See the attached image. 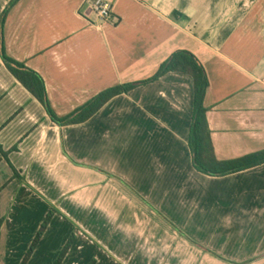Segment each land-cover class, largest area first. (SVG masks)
<instances>
[{"label":"crops","instance_id":"crops-1","mask_svg":"<svg viewBox=\"0 0 264 264\" xmlns=\"http://www.w3.org/2000/svg\"><path fill=\"white\" fill-rule=\"evenodd\" d=\"M11 1L0 0V17ZM89 3L18 0L5 18L6 53L40 74L58 116L187 50L209 81L217 158L264 149V0H112L108 21ZM193 96L190 75L168 72L60 126L0 52V264L21 263L50 211L27 264H54L71 234L62 264H120L141 241L152 254L137 227L145 233L153 220L157 242L177 243L170 262L189 258L184 245L202 264H264V163L198 171L188 142ZM213 181L226 186L208 191ZM150 255L134 258L158 261Z\"/></svg>","mask_w":264,"mask_h":264},{"label":"trees","instance_id":"trees-1","mask_svg":"<svg viewBox=\"0 0 264 264\" xmlns=\"http://www.w3.org/2000/svg\"><path fill=\"white\" fill-rule=\"evenodd\" d=\"M17 1L18 0H12L8 8L3 11L0 17L1 57L8 70L42 103L50 119L56 124L63 126L85 122L114 96L127 93L139 85L153 82L168 72H182L192 77L194 85L193 112L188 137L189 147L192 152L193 166L198 171L205 174L222 176L264 163V149L234 159L222 160L217 158L207 118L208 108L204 105L209 81L202 64L194 54L187 50H176L173 52L151 77L137 82L125 83L106 88L70 114L63 117L58 116L51 106L44 80L40 74L33 69L28 68L23 62L10 57L6 53L3 38V26L9 8ZM0 149H2L1 146ZM52 217L53 212H48L20 264L28 263L44 232L48 228ZM74 238V234H71L54 264H62L64 257L74 242ZM89 264H95V259H92Z\"/></svg>","mask_w":264,"mask_h":264},{"label":"rangeland","instance_id":"rangeland-1","mask_svg":"<svg viewBox=\"0 0 264 264\" xmlns=\"http://www.w3.org/2000/svg\"><path fill=\"white\" fill-rule=\"evenodd\" d=\"M226 183L225 182H221V181H213L211 182V185H213V187H210L208 188V191H213L214 189L215 190H223L225 188V185ZM208 187V186H206ZM209 201H212V199H209ZM212 205V204H211ZM155 221L153 220L151 222V225H147L145 223V225H147V230L146 232L144 233L143 230L140 228V227H137L141 233H139L140 236H138L139 238H141L142 240H147L149 239V243H148V247L147 249H151V251L154 253H150L149 250H145L144 248V245L146 244V241H145V244L141 242H139V245L137 247V251L135 252L136 255L138 253H142V254H147V255H150L154 258H157V262H155L154 264H202V262H196L195 260H192L194 257V255H192V251L188 250V247L187 246H179V250L182 249L185 253H187L189 255V258L186 257L184 258V260L180 263H176V262H170L169 260V257L172 256L173 254V251H176V244H172L169 240H167V237H164L166 239L163 240V243L161 244V242H157V237L160 238V235L156 236V234L158 233H161L160 230H155ZM143 225V223H142ZM144 226V225H143ZM169 238H171V240H175V237H171L170 235L168 236ZM177 241V240H175ZM141 243V244H140ZM106 249V248H105ZM168 251V253L166 252ZM135 253H133V256L131 255H125V256H120V264H146L145 262L143 261H135ZM103 264V263H101Z\"/></svg>","mask_w":264,"mask_h":264},{"label":"built area","instance_id":"built-area-1","mask_svg":"<svg viewBox=\"0 0 264 264\" xmlns=\"http://www.w3.org/2000/svg\"><path fill=\"white\" fill-rule=\"evenodd\" d=\"M89 6L98 21H108L112 18V0H89Z\"/></svg>","mask_w":264,"mask_h":264}]
</instances>
